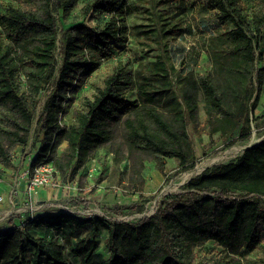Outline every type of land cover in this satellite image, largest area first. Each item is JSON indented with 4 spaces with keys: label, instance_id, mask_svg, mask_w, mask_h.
Returning a JSON list of instances; mask_svg holds the SVG:
<instances>
[{
    "label": "trees",
    "instance_id": "16d2710c",
    "mask_svg": "<svg viewBox=\"0 0 264 264\" xmlns=\"http://www.w3.org/2000/svg\"><path fill=\"white\" fill-rule=\"evenodd\" d=\"M205 5L226 30L202 40L209 69L197 73L169 55V41L191 34L192 5L181 0H0V177L30 157L31 170L51 163L65 185L105 150L117 183L128 170L141 189L147 162L163 175L165 160L176 161L174 174L195 167L189 129L201 110L211 146L212 137L225 148L247 141L261 119L264 0ZM131 44L140 56L116 60ZM113 61L91 96H76L83 76ZM263 242L264 142L163 196L143 219L28 214L0 228V264H252L246 256Z\"/></svg>",
    "mask_w": 264,
    "mask_h": 264
},
{
    "label": "rangeland",
    "instance_id": "374dc122",
    "mask_svg": "<svg viewBox=\"0 0 264 264\" xmlns=\"http://www.w3.org/2000/svg\"><path fill=\"white\" fill-rule=\"evenodd\" d=\"M181 1L185 2L187 5H192V12L188 15L186 21V26L190 27L191 34H186L175 41H169L171 63L177 70H185L187 66H191L197 69V73H201L209 69L208 61L203 52L202 40L218 32L225 31L226 27H220L216 24L213 13L206 8V0ZM80 7L81 4L74 11L72 18L69 20L70 22L78 20L80 16ZM131 46L133 45H129L127 51L117 55L115 59L123 63L136 60L140 55L130 50ZM260 52H262L263 60L261 66L264 68V39ZM115 61L104 62L97 71L91 75L83 76L84 87L80 93L79 91L76 93V96H91L93 91L90 85H101L102 80L114 66L113 64ZM194 61L197 65H195ZM47 94V92H44L42 95L41 104L45 101ZM75 102L71 110H73V106L76 105ZM75 107H77V105ZM199 115V125L196 128L189 129L190 138L195 144L197 158L196 165L192 170L174 174L176 161L165 160L164 172L169 178L168 181H165V175L157 170L154 163L147 162L142 172L144 183L140 189V184L137 180H135V182H130L128 170L127 174L122 175L123 181L118 184V176L114 174L112 168L111 154H106L105 150H98L95 152L94 158L87 163L85 170L81 171L72 182L64 185L61 183V179L57 177L51 186L42 188L52 195L51 197L49 195L47 201H44V203L42 201L41 203H36L34 207L37 208L42 206L39 212L51 213L56 210L58 206H68L79 211H91L97 215L107 217L109 220L129 221L149 217L154 213L157 202L163 196L180 192L182 187L193 177L201 174L214 165L226 163L235 159L248 146L258 143L264 137V88L258 106L254 111V115L260 116L261 119L257 125H252L251 135L247 141L237 142L230 148H225L221 142L215 141L216 138L212 137L213 146H211L210 137L205 127V116L202 110ZM64 147L65 145L60 146L58 148V153H60ZM33 150H35V148L30 141L26 152L30 154ZM21 162L18 156L15 157V169L7 170L6 174L3 176L4 181L10 186L26 167V165H22ZM125 165L127 164L123 163L121 165L122 170H124ZM71 190L75 192L73 197L68 195V192ZM64 192H66L65 196L62 197L61 194ZM29 201L31 202L32 199L29 198ZM261 258H264V242L254 253L246 256V260L251 261L252 264H259Z\"/></svg>",
    "mask_w": 264,
    "mask_h": 264
},
{
    "label": "crops",
    "instance_id": "0c3cea01",
    "mask_svg": "<svg viewBox=\"0 0 264 264\" xmlns=\"http://www.w3.org/2000/svg\"><path fill=\"white\" fill-rule=\"evenodd\" d=\"M66 192L62 193L61 196L64 197ZM49 195L48 191L40 189L30 197L32 199L30 202L26 193V182L20 184L18 195L15 197L11 196L10 185L8 183L1 184L0 228L9 229L14 226H19L20 222L24 221L28 214H31L28 208H35V204L41 203V201L44 203V201H47ZM68 195L73 197L75 195L74 190L68 192Z\"/></svg>",
    "mask_w": 264,
    "mask_h": 264
},
{
    "label": "built area",
    "instance_id": "2783aa9c",
    "mask_svg": "<svg viewBox=\"0 0 264 264\" xmlns=\"http://www.w3.org/2000/svg\"><path fill=\"white\" fill-rule=\"evenodd\" d=\"M23 161L24 159L22 160V162ZM30 161H31L30 157H27L26 167L22 170L20 175H18V177L15 179V181L10 186L11 196L15 197L18 195L20 184L23 181L26 182V193H27V196L30 198L38 190L51 186L55 178H57V171L55 170V168L52 166L51 163L41 162L37 164L31 170L28 166L30 164ZM3 183H4V179L0 177V185ZM1 200H2V197L0 196V201ZM40 207L42 206H39L37 208H28V211L31 214H35L39 212ZM56 209L69 212V213H74L79 216L97 215L95 213H92L91 211H81V210L79 211V210L72 209L68 206H65V207L58 206Z\"/></svg>",
    "mask_w": 264,
    "mask_h": 264
},
{
    "label": "water",
    "instance_id": "95a60500",
    "mask_svg": "<svg viewBox=\"0 0 264 264\" xmlns=\"http://www.w3.org/2000/svg\"><path fill=\"white\" fill-rule=\"evenodd\" d=\"M263 142H264V137H263L258 143L252 144V145L248 146L246 149H249V148L255 147V146H257V145H260V144H262ZM246 149H245V150H246Z\"/></svg>",
    "mask_w": 264,
    "mask_h": 264
},
{
    "label": "bare ground",
    "instance_id": "6f19581e",
    "mask_svg": "<svg viewBox=\"0 0 264 264\" xmlns=\"http://www.w3.org/2000/svg\"><path fill=\"white\" fill-rule=\"evenodd\" d=\"M259 140V139H258ZM239 151H240V149H239Z\"/></svg>",
    "mask_w": 264,
    "mask_h": 264
}]
</instances>
